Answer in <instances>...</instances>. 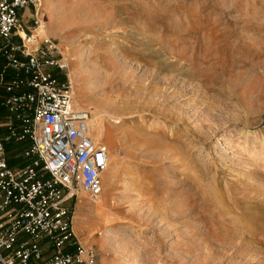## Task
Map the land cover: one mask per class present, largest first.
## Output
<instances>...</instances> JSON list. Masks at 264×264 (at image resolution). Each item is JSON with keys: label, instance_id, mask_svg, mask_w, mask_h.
I'll return each mask as SVG.
<instances>
[{"label": "rangeland", "instance_id": "obj_1", "mask_svg": "<svg viewBox=\"0 0 264 264\" xmlns=\"http://www.w3.org/2000/svg\"><path fill=\"white\" fill-rule=\"evenodd\" d=\"M41 2L108 149L111 207L72 206L94 264H264V0Z\"/></svg>", "mask_w": 264, "mask_h": 264}, {"label": "built area", "instance_id": "obj_2", "mask_svg": "<svg viewBox=\"0 0 264 264\" xmlns=\"http://www.w3.org/2000/svg\"><path fill=\"white\" fill-rule=\"evenodd\" d=\"M43 22L41 0H0V264H94L72 206L78 190L100 193L108 149L89 136L90 113L74 106L67 60L38 33ZM7 141L26 142L28 161L8 164Z\"/></svg>", "mask_w": 264, "mask_h": 264}, {"label": "bare ground", "instance_id": "obj_3", "mask_svg": "<svg viewBox=\"0 0 264 264\" xmlns=\"http://www.w3.org/2000/svg\"><path fill=\"white\" fill-rule=\"evenodd\" d=\"M45 32H46V30L43 27V25L41 24V26L38 28V33H40L42 35H45L46 34ZM72 101H73L74 106L82 108V107L77 105L78 103L77 104L75 103L74 98L72 99ZM88 134L93 140H97L98 141V140H101V138H102V135H103L102 127L100 125V121L98 120V116H96V114H92V116L89 117V120H88ZM114 160H115V162H117L116 159H114ZM108 163L109 162H107V164L105 166V169L107 168ZM107 181L108 182H106V184H104L105 182L101 183L100 193L94 199H91L92 208L96 212H99L100 214H104V213L106 214V212L109 210V208L111 207V204H112L111 196L108 194L107 191H106L107 194H105L106 193L105 190H106L108 185H111L112 179L107 180ZM80 202H81V206L82 207H85V208L90 207L88 202L84 201V199L82 201H80ZM80 202H79V204H80ZM76 220H78V219H76ZM73 231H74L75 235L78 237V239H79V241L81 243H84V242L88 241L87 238L84 237V230H83V228L80 225V221L79 222L77 221L76 223L73 224Z\"/></svg>", "mask_w": 264, "mask_h": 264}, {"label": "trees", "instance_id": "obj_4", "mask_svg": "<svg viewBox=\"0 0 264 264\" xmlns=\"http://www.w3.org/2000/svg\"><path fill=\"white\" fill-rule=\"evenodd\" d=\"M21 142H24V141H21ZM26 145H27V143H26ZM25 147V146H24ZM24 147H22V148H24ZM22 150V149H21ZM21 150H20V155H21ZM7 162H8V164H11L10 163V161L7 159Z\"/></svg>", "mask_w": 264, "mask_h": 264}]
</instances>
